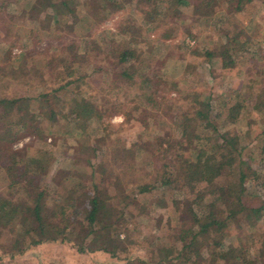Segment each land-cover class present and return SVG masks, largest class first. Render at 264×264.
<instances>
[{"label":"trees","instance_id":"trees-1","mask_svg":"<svg viewBox=\"0 0 264 264\" xmlns=\"http://www.w3.org/2000/svg\"><path fill=\"white\" fill-rule=\"evenodd\" d=\"M14 1L0 0V27L12 26L5 7L16 10ZM37 1L51 11L58 0ZM59 1L67 11L53 15L64 29L54 31L61 41L52 58L23 50L18 59L0 43V174L11 190L0 198V232L10 233L15 246L14 252L1 250V258L11 264H41L42 257L34 254L40 250L37 245L58 239L75 258L73 249L79 253L96 249L110 261L121 259L124 264H169V260L209 264V259L212 264H264L260 224L264 223V32L255 22L264 0H236L229 13L221 6L225 0H136L134 13L125 9V16L131 20L130 37L135 31L137 37L126 38L127 50L122 53L112 47L116 33L110 29L105 34L111 45L104 44L101 27L112 16L116 0H88L89 8L77 10L74 5L81 0ZM117 1L120 7L128 2ZM197 5L209 9L205 20L213 24L212 31L195 33L191 10ZM237 13L255 26L251 34L241 29V37L249 36L244 43L234 36L239 24L231 17L241 18ZM183 26L190 27L188 34L205 53L196 78L203 82L199 90L193 83L196 74L185 72V51L165 42L170 34H183V44L188 35ZM141 30L160 32L156 35L162 36L161 43L173 56H162L154 64L155 56L144 50L138 67L129 66L135 48L150 42ZM68 35L74 40L68 41ZM92 37L103 43L93 47ZM250 57L257 62L256 75L243 77ZM230 61L235 62L234 75L225 71ZM45 67L51 68L47 74H62L63 80L39 91L28 86L29 74ZM89 74L103 84L90 85ZM219 77L220 85L215 84ZM117 104L125 114L135 115L133 121L143 130L154 116L161 119L154 127L166 121L169 132L177 133L176 140L154 136L160 151L171 152L159 165L152 163L157 171L150 188L154 197L145 199V204L123 185L145 176L138 168L140 161L150 159L143 144L150 141L125 146L118 136H110L102 113ZM242 115L250 127L239 134L222 123L226 117ZM97 128L106 130L101 134L106 138L102 149L94 136ZM245 133L249 139L242 137ZM23 137L28 140L24 146L11 147ZM173 141L175 147L169 148ZM27 160L32 169L24 177ZM249 169L259 177L255 184L247 177ZM252 215L257 224L249 222ZM138 225L135 243L119 236ZM146 227L152 232L141 234ZM91 243L94 248L88 246ZM148 243L151 246L146 247ZM45 257L48 264L62 260L49 250Z\"/></svg>","mask_w":264,"mask_h":264},{"label":"rangeland","instance_id":"rangeland-1","mask_svg":"<svg viewBox=\"0 0 264 264\" xmlns=\"http://www.w3.org/2000/svg\"><path fill=\"white\" fill-rule=\"evenodd\" d=\"M37 3H36V2ZM117 1V0H116ZM113 1L112 6L114 11L112 12V16L107 18L103 24H102V29H103V39L105 40L104 44L111 45L108 40V34H105V29H110L111 32L116 33L115 34V42H113L112 47L117 50L119 53H122L126 49V38H135L136 31L133 32V36L130 37V29L128 28L131 25V20L128 19L125 16V9L127 10V13L133 14L135 11V6H136V0H128V2L124 3L122 7H120L119 1ZM260 1V0H257ZM16 10H14L12 5H7L5 7L6 10V16L10 22H12V26H2L0 27V43L4 44L3 46L8 47L9 54L16 56L18 59L21 57V54H23V50L27 51L28 54L30 53L31 55H36V56H43L46 59L52 58L53 57V52H56L55 48L61 41L58 35H55L54 31H63L64 25L62 22L57 21L58 19H54L53 15L54 14H59L62 12L67 11V6L60 2L59 0L56 1L53 4L52 10L47 11L42 6L37 0H15L14 1ZM236 4V0H225L221 2V6H223V10L225 12H231L234 10V6ZM220 6V7H221ZM89 8V1L88 0H81L78 3L74 5V10L77 9H87ZM4 10V12H5ZM192 14L196 18V27L198 29H195V33L198 34L200 30L203 32H208L209 30L212 31V29H215L213 27V24L207 25L206 24V18L208 16L209 9L208 8H202L201 5H197L191 10ZM232 15V14H231ZM237 15H240L241 18L239 17H231V20H235L239 24L238 30L235 31L234 36L238 39H241V43L246 42V38L241 37V29L244 30V34L248 33L251 34V31L254 30V25L250 24L248 20L245 21V18H243V14L237 13ZM229 18V17H225ZM49 20V22L47 21ZM257 22V30L259 32H264V9L261 10L256 16ZM218 23H221L218 21L214 25H217ZM128 30V31H127ZM142 31V30H141ZM188 31L190 30V27L188 28L187 26H183L182 32L185 34H188ZM250 31V32H247ZM142 32H146L144 35L149 38L148 44L143 47L142 45H139L137 49L135 48V53L134 56L130 55V63L129 66H132L133 68L138 67V62H139V57L141 53H143L144 50H147L150 54L154 55L155 58H153V63H159L162 59V56H173V51L172 50H167L166 46H164L160 39L162 36H158L156 34L160 33L158 31H152V30H143ZM210 32V31H209ZM190 33V32H189ZM8 34L10 37L5 36ZM18 34V37H17ZM184 34V35H185ZM264 35V33H262ZM183 34L181 35V37ZM244 36V35H243ZM73 35H68V41H72ZM181 37L178 35L176 36H171L170 38L166 39L165 42H174L177 44L176 48L178 50L185 51V56H184V67H185V72H194L196 74V77L194 78V86L196 89H200L202 86V81L200 82L199 80L196 81L197 76H199V70L202 69L201 65L204 61V56L205 53L203 51H200L199 47L197 46V43L194 42V39L192 38L191 35H186L184 37V43L182 44L180 42ZM93 42V44H91ZM90 44L93 47H96L99 44H102L103 42L99 40L98 38L95 39V37L91 38ZM129 42V41H128ZM60 45V44H59ZM224 47L222 46V50ZM54 50V51H53ZM158 54V55H156ZM161 55V56H160ZM225 58L229 59V56H227V53L224 54ZM255 57H250L244 65V70H243V77H254L256 75V61L254 60ZM128 59V60H129ZM68 64V63H67ZM227 67L225 71L230 74L234 75L236 72V67H235V62L230 61L227 63ZM36 70V69H35ZM20 72L19 70H16V74ZM51 72V68L45 67L44 71L37 69L36 73L34 74H29V82L28 86L33 85L34 88L37 87L38 91L44 88L45 86H49L51 84H58L61 80H63V75H49L47 73ZM204 72V71H203ZM166 77L171 78L169 74H164ZM241 79V77H240ZM86 80L89 81L93 86H101L103 84V80H99L98 77H95L94 74H89L86 76ZM222 82V77H219V79H216V83L220 85ZM171 95L175 94V91H171ZM122 104H117L114 107H112L110 110L107 112H103V116L105 118V122H108V125L105 127L107 130L110 132V136L112 138L117 137L121 141V143H124L125 146H130L132 145L135 141L139 140H144L147 139L150 141L146 145V142H143L146 150H148L149 154V160L148 158L142 160L139 162V167L138 169H141L142 172L145 174L143 176V179H138L134 182L130 183H125L123 187L127 190H132V192H135L136 198L138 202H145V199H152L154 197L153 191H150L151 185L153 183V178L155 177V174L157 171H155L152 168V163L156 162V165H159V162H162L163 160L169 159L168 155L170 154L171 150L167 149L165 152L160 151V148L162 147L160 144V141L158 138H154L155 134H164L169 137H171V140H176L173 136H177L176 132H169L171 127L168 126L167 122L165 121L164 123H159L157 124L156 127H154L155 118L154 116L149 117L146 120L147 128L148 130H143L142 124H139L137 121H133V117L135 118L136 116L133 114H125L126 109H119ZM60 115H63V111L59 112ZM244 116V115H242ZM140 117V116H139ZM126 121L124 125L121 126V122ZM136 120V118H135ZM141 120V117H140ZM161 120V119H158ZM157 120V121H158ZM222 123L225 124V127H228V129H233L235 132L239 134V131H243L244 129H247L250 127L249 124H247V118L242 117L240 119H233L231 120L230 117H226L225 119L222 120ZM142 128V129H141ZM163 130H166V132L161 133ZM239 130V131H238ZM106 130H103L105 132ZM100 128H97L94 132V136L96 139V142L100 144L101 149L106 146V138L104 135H101L103 133ZM140 135V136H139ZM241 135V134H240ZM244 139H249L250 134H243L242 136ZM32 139V138H31ZM30 139V140H31ZM28 141L26 137H23L21 139H18L17 142L11 144L12 148H20L22 147L24 142ZM175 141L172 142V145L168 147L173 148L175 147L174 144ZM27 143V142H26ZM24 146V145H23ZM153 149L155 151H153ZM25 150V149H24ZM66 151V150H65ZM64 151V152H65ZM153 154V156H152ZM60 157V156H59ZM1 158V157H0ZM2 161V158H1ZM32 169V161L27 160L24 166V171L23 175L24 177H28L30 175ZM147 172V173H146ZM108 174V172H106ZM247 177L249 181H251V184H255L258 181V175L256 173L252 172L251 169L247 172ZM5 181L0 174V198L7 196V194L10 195L11 190L5 186ZM50 186H53V183L51 182L49 184ZM147 188L146 192H143V189ZM141 191V192H140ZM173 218V216H168L167 220L169 218ZM255 215L251 218H249L250 223L257 224L255 222ZM188 218H185V220ZM79 220L80 217H79ZM189 222V219L187 220ZM264 226V223H260ZM131 226V225H130ZM128 227L126 230H123L119 233V236L124 239L125 242L127 243H135V240H138L139 238V233L138 230H140V227L138 225V229L132 227ZM247 225L244 224L243 231H246ZM152 232L151 229L148 227L144 228L143 230L140 231L141 234H148ZM156 240V239H155ZM14 241L12 240V237L9 234H2L0 232V251L1 250H9L10 252L15 251V246L13 245ZM90 248H94V244L91 243L88 245ZM151 246L149 243L146 244V247ZM158 245L154 246V250H157ZM37 249H40L39 251H36L34 254L40 258L42 257V262L41 264H48V259L45 257L46 251L50 250L51 251V256L55 258H60L64 259L62 264H91L89 262L88 257L86 254L80 253L79 258H78V252L73 249L74 253H76V258L74 254L70 253H65L67 246L65 245L64 242H61L58 239H49L46 240L44 243L37 245ZM61 250H64L65 252L61 254ZM94 251V250H93ZM72 252V251H71ZM103 253V252H102ZM168 257V255H167ZM28 258V257H27ZM74 258V259H73ZM11 262V261H10ZM65 262V263H64ZM79 262V263H78ZM97 262L99 264H124L121 259H117L116 261H110L107 257L99 258L97 259ZM176 260H169V264H176ZM0 264H11V263H5L4 259L1 258L0 256ZM34 264V263H32ZM209 264L211 263V259H209Z\"/></svg>","mask_w":264,"mask_h":264},{"label":"crops","instance_id":"crops-1","mask_svg":"<svg viewBox=\"0 0 264 264\" xmlns=\"http://www.w3.org/2000/svg\"><path fill=\"white\" fill-rule=\"evenodd\" d=\"M68 249H66V251H67ZM49 252H51L50 250H49ZM65 251L64 250H61V254H63ZM103 251H101V250H89V251H86V252H80V253H83V254H86V256L88 257V259H89V262L91 263V264H99L98 262H97V259H99V258H101V257H103V258H105V257H107L108 258V255L105 253V252H103ZM65 253H68V252H65ZM79 252L77 253L78 254V258H79V254H80ZM61 258V257H60ZM63 260L64 259H62L60 262H59V264H62L63 263ZM65 263V262H64ZM79 263V262H78Z\"/></svg>","mask_w":264,"mask_h":264}]
</instances>
